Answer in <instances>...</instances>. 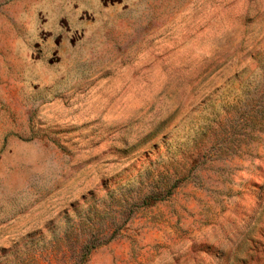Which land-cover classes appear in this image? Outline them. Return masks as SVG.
Instances as JSON below:
<instances>
[{
	"label": "rangeland",
	"instance_id": "374dc122",
	"mask_svg": "<svg viewBox=\"0 0 264 264\" xmlns=\"http://www.w3.org/2000/svg\"><path fill=\"white\" fill-rule=\"evenodd\" d=\"M0 264H264V0H0Z\"/></svg>",
	"mask_w": 264,
	"mask_h": 264
},
{
	"label": "trees",
	"instance_id": "16d2710c",
	"mask_svg": "<svg viewBox=\"0 0 264 264\" xmlns=\"http://www.w3.org/2000/svg\"><path fill=\"white\" fill-rule=\"evenodd\" d=\"M154 196H155V194H154ZM154 199H156V197H153Z\"/></svg>",
	"mask_w": 264,
	"mask_h": 264
}]
</instances>
